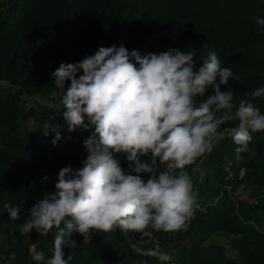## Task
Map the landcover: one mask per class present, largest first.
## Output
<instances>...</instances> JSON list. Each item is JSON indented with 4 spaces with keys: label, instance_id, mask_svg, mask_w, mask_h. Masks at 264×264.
I'll return each instance as SVG.
<instances>
[{
    "label": "trees",
    "instance_id": "1",
    "mask_svg": "<svg viewBox=\"0 0 264 264\" xmlns=\"http://www.w3.org/2000/svg\"><path fill=\"white\" fill-rule=\"evenodd\" d=\"M253 17L264 18V0H0V80L19 85L28 95L47 94L55 88L52 72L62 63L82 61L99 47L124 46L141 56L169 49L195 51L196 69L215 51L222 67L233 72L221 91L234 94L235 111L241 100L251 99L253 90L264 87V28ZM213 94L209 87L196 103ZM252 103L264 114V96ZM62 113L54 105L27 106L19 91L0 84V210L7 222L0 225L5 231V236L0 231V240L10 264H37L32 259L37 251L51 258L56 230L47 236L33 230L32 240L29 234L21 235L20 223L30 218L29 210L39 200L55 191L60 169L71 166L75 171L87 158L83 141L90 132H68ZM32 116L38 124L25 139L24 121ZM57 123L62 125V139L54 146L55 133L45 135L43 130L45 124ZM237 125L238 121L221 125L224 138L202 156L212 199L196 204L186 231L165 232L176 235L175 240L153 233L151 243H141L147 238L118 228L93 233L86 244L74 233L75 248L64 250L65 258L69 252L73 256L69 264H264V227L233 240L236 256H229L221 241L208 243L219 230L240 233V209L249 213L260 206L236 199L230 188L264 191V131L252 133L248 150L237 160V145L227 135ZM5 203L19 206V220H11ZM131 243L145 249L158 243L171 259L120 255L121 246Z\"/></svg>",
    "mask_w": 264,
    "mask_h": 264
},
{
    "label": "clouds",
    "instance_id": "2",
    "mask_svg": "<svg viewBox=\"0 0 264 264\" xmlns=\"http://www.w3.org/2000/svg\"><path fill=\"white\" fill-rule=\"evenodd\" d=\"M253 20L264 28V18ZM194 56L195 51L189 50L141 56L124 46L99 47L95 54L77 63H62L51 73L56 88L63 90L59 105L67 131L83 129L91 134L83 141L88 153L83 166L60 169L55 191L29 210L30 218L20 227L21 235L35 230L47 236L56 230L51 258L37 251L32 256L37 264H69L73 256L69 252L65 258L64 250L75 248L74 233L86 244L93 233L118 228L124 234L139 233L147 238L141 243H151L154 231H186L196 196L184 169L224 138L219 128L226 122L238 121L227 133L237 145V160L248 150L252 133L264 131V114L252 103L264 96V87L253 90L251 99L241 100L232 111L234 94L221 91L233 77L232 70L222 67L215 51L198 69ZM66 81H70L67 89ZM209 87L214 94L197 104L196 97H203ZM61 128L59 123L44 126L45 135L55 133L54 146L62 139ZM117 154L126 156L135 175L125 172ZM157 161L179 173H158ZM142 173L149 174L146 181ZM4 208L11 220H19V206L5 203ZM130 246L141 256L161 262L171 259L158 243L146 249L136 243Z\"/></svg>",
    "mask_w": 264,
    "mask_h": 264
},
{
    "label": "rangeland",
    "instance_id": "3",
    "mask_svg": "<svg viewBox=\"0 0 264 264\" xmlns=\"http://www.w3.org/2000/svg\"><path fill=\"white\" fill-rule=\"evenodd\" d=\"M0 84L8 85L12 87L14 90H17L20 92V94L24 97V101L27 104V106H35L38 103H44L47 105H54L58 111H63L62 106L59 105L60 97L63 95V90L54 88V90L47 94H33L28 95L23 92L21 87L19 85H14L11 82L0 80ZM70 86V84H65V89ZM38 124V121L36 117L32 116L29 119H26L24 121V138H29L34 130L36 125ZM66 124H64L63 128H66ZM231 130V129H230ZM229 130V131H230ZM91 133L88 134V137ZM87 137V138H88ZM218 143L214 145L216 147ZM213 147V148H214ZM116 158L120 160L121 167L125 170V172L135 175L136 173L132 172L129 168V161H127L126 156L124 154H117ZM206 157H201L199 160L195 161L193 164L187 166L184 171H187V173L190 176L191 182H192V192L196 196V204L199 206L202 204V202L206 199H210L208 195V187L205 184V168H204V161ZM159 162V161H158ZM179 173V170H176L177 175ZM244 175H248L247 171L243 170ZM141 177L146 181L149 178V174L142 173L140 174ZM231 194L236 199H246L250 202L252 206L255 204L260 205L258 210H252L251 212H247L246 210L240 209L238 213V220L242 226V231L238 234H232L223 230H219L216 233H214L210 239L209 242L212 241H221L223 242L227 247V254L229 256H236L237 250L232 246V242L234 239L242 236V235H251L254 229L262 228L264 227V191L257 190L253 187H232L230 188ZM212 199V198H211ZM24 221L20 223V225L23 224ZM0 225L3 227L7 226V222L4 220V213L3 210H0ZM0 229L2 236H5L4 228ZM160 235H167L171 240H175L177 238L174 234H167L163 231L156 232ZM30 238L33 240L35 237L34 232L29 233ZM3 240H0V264H10L7 260H5V256L3 253ZM137 244V243H136ZM138 246V245H137ZM32 249L34 251V245L32 244ZM136 252L131 248V246L122 245L119 254L120 255H127V256H133Z\"/></svg>",
    "mask_w": 264,
    "mask_h": 264
},
{
    "label": "built area",
    "instance_id": "4",
    "mask_svg": "<svg viewBox=\"0 0 264 264\" xmlns=\"http://www.w3.org/2000/svg\"><path fill=\"white\" fill-rule=\"evenodd\" d=\"M141 160H142V162H150L149 157H141ZM157 168H158V173L161 171H170L171 174H174V175L176 174V169L169 170V169H167L166 165L160 166L158 161H157Z\"/></svg>",
    "mask_w": 264,
    "mask_h": 264
}]
</instances>
